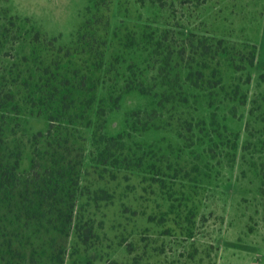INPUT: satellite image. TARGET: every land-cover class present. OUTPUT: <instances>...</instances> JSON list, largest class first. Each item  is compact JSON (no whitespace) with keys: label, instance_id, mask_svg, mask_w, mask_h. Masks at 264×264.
Here are the masks:
<instances>
[{"label":"rangeland","instance_id":"rangeland-1","mask_svg":"<svg viewBox=\"0 0 264 264\" xmlns=\"http://www.w3.org/2000/svg\"><path fill=\"white\" fill-rule=\"evenodd\" d=\"M0 7L59 44L91 16L110 21L102 132L125 137L103 160L104 143L86 134L69 234L51 211L41 215L32 233L39 261L60 264L51 257L58 249L62 264H264V0ZM197 57L210 65L204 74L188 68ZM23 118L22 133L47 125Z\"/></svg>","mask_w":264,"mask_h":264},{"label":"trees","instance_id":"trees-1","mask_svg":"<svg viewBox=\"0 0 264 264\" xmlns=\"http://www.w3.org/2000/svg\"><path fill=\"white\" fill-rule=\"evenodd\" d=\"M99 22L103 25L96 27ZM110 30L109 19L91 16L70 44H59L29 18L0 7V264H47L37 259L41 253L32 233L41 215L51 211L69 234L74 219L69 204L80 182L86 134L104 143L103 160L125 137L102 132L106 97L100 88ZM200 48L195 54L202 55ZM251 51L252 66L257 46ZM209 67L198 57L188 66L203 74ZM24 115L47 125L22 133L17 126ZM54 252L51 257L62 264L64 255Z\"/></svg>","mask_w":264,"mask_h":264}]
</instances>
